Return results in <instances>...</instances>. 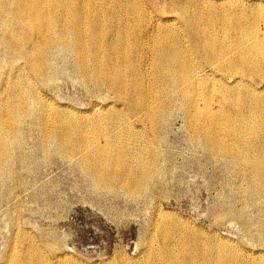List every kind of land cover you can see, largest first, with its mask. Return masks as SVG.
Listing matches in <instances>:
<instances>
[{
  "label": "rangeland",
  "instance_id": "374dc122",
  "mask_svg": "<svg viewBox=\"0 0 264 264\" xmlns=\"http://www.w3.org/2000/svg\"><path fill=\"white\" fill-rule=\"evenodd\" d=\"M136 1L51 0L46 12L65 40L47 51L38 78L0 44L3 128L19 132L0 174V264H264V76L251 62L234 76L210 61L225 46L224 29L235 41L254 29L264 37V0H144L145 8ZM121 10L136 30L125 36L122 21H103L104 44L89 42L83 65L75 17L94 21ZM145 11L173 21L147 39L137 29ZM212 14L216 23L206 19ZM3 16L0 36L27 35L12 14ZM113 38L119 44L106 42ZM174 48L180 55L168 57ZM193 66L200 88L182 90ZM23 76L29 113L14 120L10 84ZM217 114L223 123L213 121ZM107 131L114 149L128 151L110 155L108 169L85 142L101 135L105 145Z\"/></svg>",
  "mask_w": 264,
  "mask_h": 264
},
{
  "label": "bare ground",
  "instance_id": "6f19581e",
  "mask_svg": "<svg viewBox=\"0 0 264 264\" xmlns=\"http://www.w3.org/2000/svg\"><path fill=\"white\" fill-rule=\"evenodd\" d=\"M31 4H29L26 0H0V30H1V26L4 24V14H12L16 19H17V24L19 25L18 28L20 30H24L25 33V37H21V31L19 30H11L8 29V31L6 33H4L3 35L0 36V44L3 45L5 43L10 44L11 45V49L17 53L18 55H20L25 61H26V67H27V71H29V73L34 76V77H41L43 76L46 71H47V67H46V53L47 51L54 47L57 46H61L63 45V41L65 39H63L64 37H62L60 34L55 33L53 31V27H55V23H57V19L56 17H53V15H51L47 11V7L49 5V3L51 2V0H30ZM178 1V0H177ZM154 2V1H151ZM156 2V0H155ZM63 3V2H62ZM121 3V2H120ZM119 3V4H120ZM124 3V1H123ZM157 3V2H156ZM155 3V4H156ZM136 4L138 6H143V8H145L146 4L144 3V0H137ZM148 4V3H147ZM150 4V3H149ZM121 5V4H120ZM122 6V5H121ZM125 6V5H124ZM123 6V8H124ZM158 6V5H157ZM84 7V5H83ZM97 7V6H96ZM154 7V6H153ZM164 7V6H163ZM162 7V8H163ZM156 8V6H155ZM161 8V7H160ZM158 8V10L160 9ZM98 9V8H96ZM122 9V8H121ZM153 9V8H152ZM151 9V10H152ZM157 9V8H156ZM31 10L34 14H36V17L33 18L32 20H28V17H26V14L28 13V11ZM149 10V9H148ZM166 10V9H165ZM122 11V10H121ZM192 11V10H191ZM84 12V11H83ZM123 12V11H122ZM163 12H167L164 11ZM124 13V12H123ZM122 13V14H123ZM161 13V12H160ZM172 13V12H171ZM194 13V12H193ZM85 13H83L84 15ZM158 14V13H157ZM168 13H164L163 16H156L154 15L152 12L149 11H145V13H143L142 15V22L139 23V26L137 27V29L142 30L145 35L147 36V39L150 36V29L152 30H156L157 27L159 26H167L170 25L168 22H172L173 19H170V17H167ZM63 15V14H62ZM179 15V14H178ZM181 15V14H180ZM100 16V15H99ZM173 16V15H172ZM182 16V15H181ZM192 16V15H191ZM180 17V16H179ZM178 17V18H179ZM184 17V16H182ZM13 18V17H12ZM84 18V17H83ZM112 18H116L118 22L122 23L119 26V29L123 31V34L126 36L127 32L129 30H133L135 28V26L132 25L131 22H129L128 17L125 16V13L123 15H120V13L118 15L115 16H100L99 18H97L94 21H87L85 18L81 19L80 17L76 16L74 19V27L75 29H77L79 31V36H78V51L79 54L82 55V63L83 65L85 64L86 58L87 60H89L88 54L90 53L89 48H88V43L89 42H93L95 45H99V49L101 48V46L104 44V40L107 37L108 31L106 30L108 27H104V22L103 21H107L110 22V20ZM181 19V18H180ZM179 19V20H180ZM206 19L210 22V23H216V14H212L206 17ZM11 20V19H10ZM14 20V19H12ZM188 21V20H187ZM14 22V21H13ZM103 22V23H102ZM183 22V21H182ZM181 22V23H182ZM185 22V20H184ZM183 22V23H184ZM186 23V22H185ZM15 25V23H14ZM13 25V26H14ZM174 25V24H173ZM182 25V24H181ZM17 26V25H16ZM186 26V25H185ZM63 27V26H61ZM235 27V26H234ZM16 27H14L15 29ZM256 28V27H255ZM257 30V29H256ZM224 41H225V46L215 50V53H212V57L210 58L211 62H220L219 63V69L217 70V72H222L224 75H234V76H239L241 74V71L243 72V69L245 68V63H254L257 68H259V73L260 75L263 77L264 76V37L258 36V32L255 31V29L251 32L252 35H249L247 32L243 31L242 34V38L239 41H235L234 39H232V37H228V30L224 29ZM23 32V31H22ZM261 32V31H259ZM28 33H34L33 35H28ZM236 33V32H235ZM264 33V32H263ZM112 33H110L111 35ZM262 35V33H260ZM22 35V34H21ZM66 37V36H65ZM126 40V38H124ZM123 38L121 39V42L123 44H126L127 42L124 40ZM183 39V38H182ZM232 40V41H231ZM67 41V40H66ZM106 42H115L117 44H119V40L113 38V40L109 39ZM105 42V43H106ZM149 44V43H148ZM1 46V45H0ZM151 46V45H150ZM3 47V46H2ZM63 47V46H62ZM61 47V48H62ZM64 48V47H63ZM62 48V49H63ZM69 49L68 47L65 48ZM118 49V48H117ZM57 50V49H56ZM64 50V49H63ZM71 49H69L68 51H70ZM98 50V49H96ZM120 50V49H119ZM187 50V49H186ZM55 51V50H54ZM190 51V50H189ZM146 52V51H145ZM181 51L176 52L175 48L171 49L170 54L168 57L172 56L175 58L176 55H180ZM201 52V51H200ZM202 53V52H201ZM188 54V53H187ZM189 55V54H188ZM13 56V55H12ZM16 56V55H15ZM187 56V55H186ZM190 56V55H189ZM192 57V56H190ZM228 57V59H226ZM173 58V59H174ZM49 59V58H48ZM194 60V59H193ZM49 61V60H48ZM192 61V60H191ZM53 63V62H52ZM140 63V61H139ZM145 63V62H144ZM169 63V65L171 67H169L170 69H173L174 66H172L174 63L172 62H166ZM165 63V64H166ZM194 64V62H192ZM226 63V64H225ZM99 64V63H98ZM108 64V63H107ZM214 64V63H213ZM50 65V64H49ZM48 65V66H49ZM249 65V64H248ZM109 66V65H108ZM112 66V65H111ZM24 67V66H23ZM198 66H193V67H188V70L185 74V77H187V79H185L186 81L184 82V84L181 86L182 90H184L185 88H187L188 85H192L191 88L194 86V88L197 90V86L199 84V77L200 74L198 69ZM208 67V66H207ZM222 67V68H221ZM11 69V68H10ZM96 71L98 70H102L103 69V65H96L95 66ZM209 69V68H208ZM246 69L248 70V68L246 67ZM245 69V70H246ZM250 69V68H249ZM262 69V70H261ZM175 69H173L174 72ZM223 70V71H222ZM86 72V71H85ZM123 72V71H122ZM203 72V71H202ZM205 72V71H204ZM249 72V71H248ZM28 73V74H29ZM49 73V72H48ZM146 73V72H145ZM175 74H177V71L174 72ZM247 73V72H245ZM251 73V72H250ZM7 74V73H6ZM30 75V76H31ZM102 75V74H101ZM147 75V74H146ZM210 75V74H209ZM26 76V75H25ZM247 76V74H246ZM249 76V73H248ZM251 76V75H250ZM7 77V76H6ZM24 77V76H23ZM22 77V79H23ZM28 77V76H27ZM33 77V78H34ZM49 77V76H48ZM129 77V75H128ZM21 78V77H20ZM18 78L17 80L13 81L10 84V88L12 89L11 92L13 91L12 95L13 97L17 98L13 101V103L8 106V110L10 111L11 115V119L14 120H18L21 119L23 116L27 115L29 113V91L26 88V84H27V80L26 77H24L25 82ZM38 78V77H37ZM103 78V76H102ZM230 78V77H229ZM252 78V77H251ZM93 79V78H92ZM134 79V78H133ZM228 79V78H227ZM37 80V79H36ZM46 80V79H45ZM90 80V79H89ZM100 80V79H99ZM132 80V79H131ZM231 80V79H230ZM229 80V81H230ZM43 81V80H42ZM87 81V80H86ZM93 81V80H92ZM91 81V82H92ZM105 81V80H104ZM130 81V80H129ZM150 81V80H149ZM237 81V80H235ZM243 81V80H242ZM8 82V81H7ZM34 82V81H33ZM89 82V81H88ZM99 82V81H98ZM193 83V84H192ZM103 84V83H102ZM133 84V83H132ZM145 84L146 81H145ZM88 85V84H87ZM98 85V84H97ZM197 85V86H196ZM241 85H245V87H249L248 82L244 83L241 82ZM34 86V85H33ZM89 86V85H88ZM107 86V85H106ZM105 86V87H106ZM129 86V85H128ZM131 86V85H130ZM129 86V87H130ZM128 87V89H129ZM169 87V91H171L170 86ZM199 87V86H198ZM132 88V86H131ZM146 88V87H145ZM148 88V87H147ZM146 88V89H147ZM200 88V87H199ZM95 89V88H94ZM126 89V88H125ZM221 89L225 90V92L230 93V92H235L237 88H233L230 86H226V85H222ZM199 90V89H198ZM115 91V89H114ZM132 91V90H131ZM129 91V92H131ZM147 91V90H146ZM201 91V90H200ZM199 91V92H200ZM127 92V91H126ZM5 94V93H4ZM132 94V93H131ZM131 94H129L131 96ZM164 94V93H163ZM198 94V93H197ZM150 95V94H149ZM11 95H9L10 97ZM148 96V95H146ZM12 97V96H11ZM10 97V98H11ZM129 97V96H128ZM198 97V96H197ZM1 98V97H0ZM4 98L6 99V97L4 96ZM42 98V97H41ZM130 98V97H129ZM256 98V97H255ZM151 99V98H150ZM262 99V98H261ZM2 100V98L0 99ZM10 100V99H9ZM9 100H6L9 102ZM12 100V99H11ZM131 100V99H130ZM197 100V99H196ZM5 101V103H6ZM132 101V100H131ZM134 101V100H133ZM2 102V101H1ZM7 102V103H8ZM12 102V101H10ZM123 102V101H122ZM124 103V102H123ZM122 103V104H123ZM135 103V102H134ZM187 103V102H186ZM4 104V103H2ZM49 104V103H47ZM136 104V103H135ZM149 104V103H148ZM198 104V103H197ZM7 105V104H6ZM9 105V104H8ZM188 105V104H187ZM190 105V104H189ZM3 106V105H2ZM149 106V105H148ZM153 106V105H152ZM197 109H199V105L197 107V105H195ZM208 105H205L203 108L201 107V109H208L207 108ZM7 108V107H6ZM151 107H148L147 109H149ZM151 110V109H150ZM189 110V109H188ZM48 111V110H47ZM5 113V112H4ZM151 113V111H150ZM264 113V112H263ZM5 114L2 113V110H0V174L3 173L5 171V162L6 160H8V157L10 155V151H11V147L13 146L12 143L15 141H18L19 139V132L17 129H13V130H5L3 128V125H5L6 122V116H4ZM151 116V115H150ZM213 121L216 123H223V117L220 116L219 114L217 115H213L212 116ZM227 118V117H226ZM152 120V119H150ZM22 121V120H21ZM207 121V120H206ZM242 121V120H241ZM262 121V120H261ZM8 125V124H7ZM23 125V124H22ZM141 125V124H140ZM263 125V124H262ZM100 131V130H98ZM147 131V130H146ZM205 131V130H204ZM221 131V130H220ZM102 132V130H101ZM115 132V130H114ZM113 132V133H114ZM263 132V131H262ZM209 133V132H208ZM254 133V132H253ZM98 134V133H96ZM103 134V133H102ZM227 134V133H226ZM231 134V133H230ZM150 135V134H149ZM253 135V134H252ZM264 135V133H263ZM88 136V135H87ZM113 136V135H112ZM138 136V135H137ZM255 136V134H254ZM99 137H97V135H95V137L93 138H88L85 139L86 143H90L91 145L95 146V158L101 162L102 167H106V169L109 168V164L108 163V157L110 155H121L122 157L126 158L128 157V151H126V149H114L113 147V143L115 146V142L114 140H109V135H108V131L104 133L103 137L106 138V143L105 145H101L99 143ZM224 137V136H223ZM241 137V136H240ZM139 138V137H138ZM57 139V138H56ZM234 139V137H233ZM101 140V139H100ZM137 140V138H136ZM210 140V139H209ZM20 141V140H19ZM117 141V140H116ZM257 141V140H256ZM56 142V141H55ZM144 142V141H143ZM77 143V142H76ZM117 143V142H116ZM231 143V142H230ZM261 143V142H260ZM16 144V143H15ZM118 144V143H117ZM256 144V143H255ZM259 144V143H258ZM264 144V143H263ZM17 145V144H16ZM239 145V144H238ZM262 145V144H261ZM254 146V145H253ZM264 146V145H262ZM209 148V147H208ZM14 149V148H13ZM241 150V148H240ZM239 150V151H240ZM261 150V149H260ZM66 151V150H64ZM246 151V150H245ZM243 152V149L242 151ZM248 152V150H247ZM264 152V151H263ZM63 153V152H62ZM230 153V152H229ZM236 153V152H234ZM246 153V152H245ZM260 153V152H259ZM75 154V153H73ZM250 154V153H249ZM80 155V154H79ZM242 156V155H241ZM240 156V158H242ZM233 157V156H232ZM246 157V156H245ZM238 157V159H240ZM248 158V157H247ZM253 158V157H252ZM139 160V159H138ZM241 161V160H240ZM245 162V160H243ZM248 161H251V159ZM9 162V161H8ZM252 162V161H251ZM256 163V162H255ZM238 164V163H237ZM262 164V163H261ZM264 164V162H263ZM7 165V164H6ZM251 165V164H250ZM249 166V165H248ZM7 167V166H6ZM8 168V167H7ZM151 168V166H150ZM255 168V167H254ZM257 168V167H256ZM105 169V170H106ZM263 169V168H262ZM261 170V169H259ZM249 171V170H248ZM256 171V170H255ZM258 171V170H257ZM245 172V171H244ZM262 172V171H261ZM246 173V172H245ZM249 173V172H248ZM257 173V172H256ZM140 174H147V169L144 166L140 167ZM154 174V173H153ZM2 175V174H1ZM139 175V173H138ZM137 175V176H138ZM263 177V176H262ZM252 178V177H251ZM256 178V177H255ZM261 178V177H259ZM253 179V178H252ZM251 180V179H250ZM253 185V184H252ZM145 189V188H144ZM242 251V250H241ZM180 258V257H179ZM194 262V261H193ZM185 264V263H184Z\"/></svg>",
  "mask_w": 264,
  "mask_h": 264
}]
</instances>
